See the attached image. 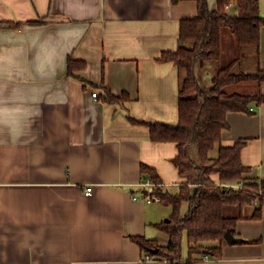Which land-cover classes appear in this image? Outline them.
<instances>
[{
    "label": "crops",
    "instance_id": "crops-1",
    "mask_svg": "<svg viewBox=\"0 0 264 264\" xmlns=\"http://www.w3.org/2000/svg\"><path fill=\"white\" fill-rule=\"evenodd\" d=\"M196 14L193 1L0 0V264H138L132 237L167 244L164 209L133 197L142 166L165 192L182 182L175 144L152 142L147 125H177L180 73L158 59ZM258 50L264 69V26ZM69 57L85 68L69 75ZM250 109L227 115L220 144L246 141L244 176L264 180V103ZM231 208L243 241L197 264H264V199Z\"/></svg>",
    "mask_w": 264,
    "mask_h": 264
},
{
    "label": "trees",
    "instance_id": "trees-1",
    "mask_svg": "<svg viewBox=\"0 0 264 264\" xmlns=\"http://www.w3.org/2000/svg\"><path fill=\"white\" fill-rule=\"evenodd\" d=\"M193 1L197 14L179 23L177 48L162 52L159 61L172 63L180 73L178 86V122L176 126L148 124L149 138L154 143H173L177 154L172 160L182 179L175 193L160 188L153 191L161 204L170 206L172 214L156 227L168 236L165 246L155 240L132 237L143 255L155 258L157 263L197 264L206 258L221 257L224 234L231 230L235 236V224L239 218L226 216V207L261 205L264 199V180L246 179L250 171L240 160L246 141H237L230 147L220 144L221 135L228 129L229 113H252L250 106L264 103L259 92L252 94L229 93L227 87L245 82H264V69L256 67L254 72H236L240 58H234L218 69L210 80V86H202L196 71H203L210 63L218 62L222 56L221 32L228 29L237 50L252 49L257 61L259 54V30L264 18L259 15L258 0H216L215 10H210L207 0H172L174 4ZM233 4L235 16L228 14L226 6ZM17 24L15 26H21ZM229 51V50H228ZM85 68L83 61L67 60V73ZM108 102L116 103L109 90L104 91ZM217 147L216 155H211ZM142 180L158 181L155 172L142 166ZM216 177V181L213 179ZM239 185L226 189L224 185ZM141 195L144 194L140 190ZM186 206V212L181 209ZM260 209L253 214L259 218ZM185 236L187 256H181V242ZM148 249H157L151 253Z\"/></svg>",
    "mask_w": 264,
    "mask_h": 264
},
{
    "label": "rangeland",
    "instance_id": "rangeland-1",
    "mask_svg": "<svg viewBox=\"0 0 264 264\" xmlns=\"http://www.w3.org/2000/svg\"><path fill=\"white\" fill-rule=\"evenodd\" d=\"M232 37L233 36L228 29H223L221 32L222 56L220 60L218 62L208 64L203 71L200 72H198V70L196 71L197 77L199 78V82L202 86H207V87L210 86V80L214 76V74L218 71V69L226 66L234 58H240V64L237 67L236 72L238 71L247 72V73L254 72L256 60L252 53V49L250 47L249 48L246 47L241 50H237L235 46L236 45L235 42L231 40ZM256 85L257 84L255 82H245L232 87H227L226 91L229 93L252 94V92H255ZM217 147L218 146L215 147L211 155L213 156L216 155ZM159 206L162 209H164V211L166 212L164 220H168L172 214L171 207L164 206L163 204H159ZM228 207L225 208L224 211L225 214H229L230 209H232L231 207H229L228 209ZM181 211L185 213L186 206H183V209H181ZM162 233H160V235H162ZM181 256L182 258H185L187 256V243L185 236H183L181 242ZM153 264H162V263H153Z\"/></svg>",
    "mask_w": 264,
    "mask_h": 264
},
{
    "label": "built area",
    "instance_id": "built-area-1",
    "mask_svg": "<svg viewBox=\"0 0 264 264\" xmlns=\"http://www.w3.org/2000/svg\"><path fill=\"white\" fill-rule=\"evenodd\" d=\"M233 4H229L227 5L225 8L226 10H231L233 9ZM99 96V94L97 92H94L92 93V98L93 99H97ZM139 187L143 190H145L146 193H144L143 195H141V197H133L134 200H138V199H141L142 201H144L146 204H152V203H155V204H160L161 203V199L160 197H158L157 195H155L153 193L154 190H156L157 188H160L162 189V184H160L158 181H153L149 178L145 179V180H142L140 183H139ZM224 187L226 189H239L240 186L239 185H231V184H227V185H224ZM92 192V188L89 186L85 189V195H90ZM153 263H157V261L155 260L154 257L152 256H149V255H143L139 261H138V264H153ZM162 264H168L166 261H163L161 262Z\"/></svg>",
    "mask_w": 264,
    "mask_h": 264
},
{
    "label": "water",
    "instance_id": "water-1",
    "mask_svg": "<svg viewBox=\"0 0 264 264\" xmlns=\"http://www.w3.org/2000/svg\"><path fill=\"white\" fill-rule=\"evenodd\" d=\"M224 239L227 241L228 244H238L241 243L243 240L235 237L232 234L231 230H227L224 234ZM151 253H157V249H148Z\"/></svg>",
    "mask_w": 264,
    "mask_h": 264
}]
</instances>
